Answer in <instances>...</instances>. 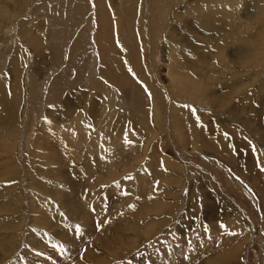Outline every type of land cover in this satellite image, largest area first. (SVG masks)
Listing matches in <instances>:
<instances>
[{
    "label": "rangeland",
    "instance_id": "obj_1",
    "mask_svg": "<svg viewBox=\"0 0 264 264\" xmlns=\"http://www.w3.org/2000/svg\"><path fill=\"white\" fill-rule=\"evenodd\" d=\"M157 1L0 0V112L4 103L12 102L13 108L9 106L8 111L12 128L4 137H10L14 144L9 154L15 174L11 180L0 177V205L20 209L16 217L0 215V244L6 242L5 236L11 242L0 245V264H99L95 259H104L102 264H206L221 244L234 245L239 238L243 240L241 251L226 264H264V202L257 196L258 188L264 200V171L261 170L264 168L263 4L259 0H244L246 3L219 0L225 6L233 5L226 17L225 12H220L221 15L217 13L210 19L215 27L225 29L221 37L233 39L220 58L229 59L225 64L230 70L225 73L222 69L208 70L212 66L213 51L205 40L215 33L193 24L191 27L187 21L195 17L182 15L181 8L187 2L197 5L201 1L173 0L172 10L165 7L160 39L151 33ZM161 1L164 5L169 2ZM255 6L258 11L254 14ZM165 9L168 10L164 12ZM243 11H249L248 17L241 14ZM176 13L179 19H170ZM247 20L254 22L248 33L242 31V23ZM180 27L192 34L189 42L195 44L200 39L207 44L199 49L200 54L196 49L187 52L182 35L176 33ZM169 31L172 40L165 44ZM247 34L257 42V48L247 41ZM213 36L216 37L212 35L210 40ZM33 42L42 54H34L30 44ZM167 44L172 46L171 50L166 51ZM120 46L132 62L130 65L149 81L151 88L118 55ZM249 47L254 49V54ZM236 48H246V55L234 52ZM201 52L204 58L198 60ZM184 57L190 58V62ZM12 60L18 63L14 75ZM176 63L181 69L187 68L193 75L192 81L202 82L200 88L207 92L199 93L200 99L172 89L167 73ZM33 64L35 71L31 70ZM228 94L233 95L227 99ZM93 101L95 114L94 106L90 107ZM62 106H68L66 109L71 115L75 112L72 118L80 116L83 123L75 124L70 119L66 123ZM151 107L156 109L151 112ZM42 108L43 116L37 120ZM173 108L181 115L179 129L170 121ZM128 111H141L143 115L147 112L149 131L145 135L140 137L136 127L125 128L121 121L119 125L114 124L118 116L123 118ZM6 115L0 127L8 129ZM123 122L126 124L125 118ZM113 126L123 134L117 141L110 139ZM220 134H224L222 142L216 140L221 138ZM102 135L108 138L103 139ZM45 145L48 151L41 148ZM152 147L158 152L154 157L149 156ZM51 154L55 156L51 158ZM109 160L117 163L114 173L123 167L124 171L117 177L103 166ZM163 160L169 161L175 171L172 175H166ZM12 185L19 200L5 206L10 200L5 199L9 195L5 197L3 188ZM166 186L169 190L164 193ZM34 199L36 208L31 203ZM72 200L78 211L72 206ZM32 205L33 210L29 209ZM72 210L79 219L70 218ZM44 216L52 228L43 227L37 221ZM191 217L194 223H190ZM5 219H13L12 226L8 225L12 230L6 233ZM107 222L112 223L108 225L114 227L112 231L119 232L133 222L135 232L121 234L123 242L114 247V256L110 257V252H103L98 246L87 256L86 247L95 237L104 241L102 224ZM221 224L225 227L221 228ZM77 225L79 234L75 230L69 233ZM146 229L151 233L144 234ZM29 234L35 238L32 243Z\"/></svg>",
    "mask_w": 264,
    "mask_h": 264
},
{
    "label": "bare ground",
    "instance_id": "obj_2",
    "mask_svg": "<svg viewBox=\"0 0 264 264\" xmlns=\"http://www.w3.org/2000/svg\"><path fill=\"white\" fill-rule=\"evenodd\" d=\"M201 2H200V4H197V5H194L193 3H191L192 4V6H188V5H191L189 2H187V4H185L184 5V7H182L181 8V11H183L182 12V15H184V16H194L195 18L193 19L192 17V19H191V21H187V23L192 27V25L191 24H193V25H195V26H197V27H199L200 29H202V30H204V31H208L209 33H215V34H211V35H209V37H211L212 35H216V37H214L213 39H211L210 40V38L208 37L207 38V40H205V41H207L208 42V44L209 45H211V47L210 46H208L209 48H212V50L211 51H213L212 53V56H211V58H213L212 59V63H211V68H209L208 70L210 71L212 68V70H217L218 71V69H222V72H227V70H230V68L228 67V64H225V63H228V61H229V59H227L226 61H224V59H220V58H222L221 56H222V52H223V50L225 49V47H228V45L233 41V39H230L229 40V38H223V37H221L220 35L225 31V29L223 28L222 29V27L220 28V26H218V28L217 27H215L213 24H212V21L213 20H211L210 21V19H214L215 17H216V14L218 13V15H221L220 14V12L222 13V14H225V17H226V15H229V13L230 12H232V7L231 6H233L232 4H228V5H230V6H225L226 5V3H222V2H220L219 0H200ZM228 1H231V0H227V2ZM234 2H238V1H240V0H233ZM260 1V3H262L263 5H262V7L261 8H264V0H259ZM172 2H174L175 3V1H173V0H169V2H168V4L167 5H164L163 3H162V1L161 0H158L157 1V4H156V6H157V11H156V13H155V15L153 16L154 17V19H153V27L151 28V33L155 36V37H157V38H162L163 37V34L161 33V29H160V25H161V20H162V18H163V16H164V14H162V11H163V9L165 8V7H169V9L170 10H172L171 9V7H172ZM241 2H243V3H246L244 0L243 1H241ZM256 2V1H255ZM189 3V4H188ZM220 4H223V5H220ZM252 4H254L253 2H252ZM112 6V5H111ZM176 6H178V5H175V7ZM260 6H261V4H260ZM259 7V6H258ZM111 8V7H110ZM244 8V10H245V6L243 7ZM255 8V10L253 11L254 12V14L258 11V9H256L257 7L255 6L254 7ZM177 9V8H176ZM252 9H253V7H252ZM168 9H165L164 10V12H166ZM260 10V9H259ZM116 12V11H115ZM225 12V13H224ZM249 12V11H248ZM248 12H246V11H243V12H241V14H243V16H245V17H248ZM172 14V13H171ZM212 14H214V16H213V18H211L210 17V15H212ZM114 15H116V14H114ZM224 16V15H223ZM116 17V16H115ZM127 18H129L130 19V17L128 16V14H127V16H126ZM170 17V19H174V18H178L179 17V14L178 13H176L175 15H174V17H171V16H169ZM179 19V18H178ZM127 20V19H126ZM217 20V19H216ZM218 21L220 22V19H218ZM228 21V20H227ZM251 20H247L245 23H242V31H244V32H246V33H248L249 32V29H253V27H254V22H250ZM223 23H225V20L223 21ZM228 25V24H227ZM230 26V25H229ZM118 26H117V31H118ZM220 28V29H219ZM106 29V28H105ZM199 29V30H200ZM230 30V29H229ZM207 32V33H208ZM104 33V32H103ZM176 33L178 34V35H182V36H180L181 37V39H182V41L186 44V45H184L188 50H187V52L189 51V50H193V51H195L194 49H196V53H198V54H200L199 52H200V48H203V46H207V44H205V42H203L202 40H200V39H197L196 40V42H195V44L197 43L198 44V46H195V44H194V42L192 43V41L191 42H189V39L191 38V36H192V34H190L188 31H187V29L186 28H184L183 27V29L180 27L177 31H176ZM204 33V32H203ZM228 33H230L231 34V30L228 32ZM186 34H189V36H187ZM208 36V35H207ZM247 37H246V39H247V41H250V42H252V45L254 46V47H256L257 48V45H255V44H257V42L256 41H254V40H250L251 39V34H247L246 35ZM166 37V36H165ZM204 37H206V36H204ZM232 37V36H231ZM244 37V36H243ZM192 38H194V36L192 37ZM162 40V39H161ZM171 32L169 31V35H167V37H166V39H165V44L166 43H168V44H170V42H171ZM191 40V39H190ZM229 40V41H228ZM180 42V43H182L183 44V42ZM35 42V41H34ZM30 43L31 45H32V50H33V52H35L34 54H36V55H40V54H42L43 52H42V50L40 49V47L37 45L36 46V44H38L37 42H35V43ZM164 42V41H163ZM189 42V43H188ZM203 42V43H202ZM164 45V48H166L167 47V49H166V51H168V50H171L172 48V43H171V45ZM205 44V45H204ZM121 45V44H120ZM171 46V47H170ZM183 45L182 46H180L179 48H181V47H184ZM121 47V46H120ZM122 49H121V52H119L118 53V55H120L121 56V58H123V60H124V62L126 63V65H127V67L129 68L130 67V69H133L132 70V73L136 76V77H138L139 79H140V81L145 85V86H147L148 88L150 87V85L148 84V82L145 80V78H144V76L142 75V74H139V71L137 70V68H135V67H133V64L132 65H130V63H132L130 60H129V58H128V55L127 54H125V52H124V48L123 47H121ZM176 50V49H175ZM181 50V49H180ZM179 50V51H180ZM186 50V49H185ZM235 51L234 52H237V51H239L240 53H244L245 55H246V51H247V49L246 48H244V49H242V48H236V49H234ZM249 50L250 51H253V54H254V49H250V47H249ZM205 51V50H204ZM210 50H209V52H211ZM186 52V51H185ZM203 52V51H202ZM201 52V53H202ZM56 53V52H55ZM103 53V52H102ZM111 53H112V51H111ZM110 53V54H111ZM191 54H192V52H190ZM189 53V54H190ZM255 53H257L256 51H255ZM186 54V53H185ZM190 54V55H191ZM197 54V55H198ZM208 54V53H207ZM54 55H56V54H54ZM167 55V54H166ZM182 55V54H181ZM204 54L202 53L200 56H198V60H202V58H204V56H203ZM167 56H170V55H167ZM231 56H233V53L231 54ZM183 57V56H182ZM108 58V57H107ZM131 58V57H130ZM170 58H171V56H170ZM185 58V57H184ZM183 58V60L185 61V59ZM193 58V57H192ZM191 58V59H192ZM187 59H188V57H187ZM187 59H186V61H187ZM190 59V58H189ZM189 59H188V61H189ZM194 59H196V57L194 58ZM193 59V60H194ZM193 60H191V61H193ZM205 60H207V61H210V58H206ZM205 60H203L204 62H206ZM15 61H17V60H15ZM15 61H13L12 60V62L14 63V65H13V63H12V66H11V73H13V75L15 74V72H16V69H17V67H18V63L16 62L15 63ZM174 62V61H173ZM190 62V61H189ZM194 62V61H193ZM196 62V61H195ZM194 62V63H195ZM184 63H186V62H184ZM199 63V62H198ZM231 63L233 64L234 63V59L233 58H231ZM177 64H179V63H176V66H175V68H173L174 66H171V68L169 69L170 71L167 73L169 76L168 77H170L169 78V80L171 81V84H173V86H171L172 87V89L174 90L175 89V92L176 93H179V92H181V91H185L186 92V95L188 96V97H190V96H192V98L193 97H196V98H199V93H206L207 92V90L205 89V88H200V85H201V83H200V81L199 82H197V80L196 81H192L193 80V78L191 77V73L190 72H188V70H187V68H180L179 67V65H177ZM189 64V63H188ZM174 65V64H173ZM190 65V64H189ZM235 65H237V64H235ZM136 66V65H135ZM183 66V65H182ZM188 66V65H187ZM34 67V64H33V66L31 67V70L32 71H35L36 69H34L33 68ZM187 70V71H186ZM211 70V71H212ZM197 71H199V70H197ZM208 71V72H209ZM188 72V73H187ZM214 72V71H213ZM225 73H223V74H225ZM33 74H35V73H31V75H33ZM216 74V73H215ZM219 74H220V72H219ZM222 74V73H221ZM193 76V75H192ZM212 76V75H211ZM222 76V75H221ZM42 77V76H41ZM219 77V76H218ZM223 77H225V76H223ZM230 78V77H229ZM225 79V78H224ZM223 79V80H224ZM4 80V79H3ZM191 80V81H190ZM2 81V80H1ZM176 81H179V83L178 84H176L175 82ZM225 81V80H224ZM240 81H244V80H240ZM204 82V81H203ZM233 83V82H232ZM1 84V83H0ZM234 84L236 85L237 84V82H235V79H234ZM229 85V84H228ZM188 87V89H186ZM202 87H204V86H202ZM232 87H233V85H232ZM151 88V87H150ZM228 89V88H227ZM261 89V88H260ZM189 90V91H188ZM228 91H229V89H228ZM231 91V90H230ZM235 91V90H234ZM263 91V90H262ZM227 93V92H226ZM249 94H250V92H248ZM263 93V92H262ZM80 94H82L81 92H80ZM208 94H210V93H208ZM246 94V93H245ZM248 94V95H249ZM102 95V94H101ZM104 95V94H103ZM228 95H230V94H228ZM233 95V94H232ZM232 95H230V96H227V99H229V97L231 98V96ZM248 95H245L246 97L248 96ZM262 95V94H261ZM79 96H81V95H79ZM91 96V95H90ZM152 96V95H151ZM42 98V97H41ZM51 98V97H50ZM100 98V97H99ZM95 99V98H94ZM104 99V98H103ZM200 99V98H199ZM198 100V99H197ZM92 101V100H91ZM67 102V101H66ZM42 103V102H41ZM57 103V102H56ZM11 104V105H10ZM82 104V103H81ZM58 105H59V103H58ZM64 105V104H63ZM80 105V104H79ZM212 105V104H211ZM3 107H4V109L2 108V111L0 112V125H1V120L3 119V117H4V114L5 113H7V115H6V121H8V129H5V128H1L0 127V133H1V139H2V141H3V143H1L0 144V162H1V164L0 165H2L1 166V170H0V177H3L4 179L6 178V180H11V177H12V175H15V174H13V172H12V169H13V164H12V162H11V160H10V154L9 153H12V150H13V148H14V144L12 145V143L10 142V137L9 138H5L4 136H5V133L6 132H8V130L9 129H11L12 128V121H10V120H8V111H9V106L10 107H12V102L10 101L9 103H4L3 105H2ZM43 106V108L45 107V103L42 105ZM50 106V108L52 107V105H49ZM55 107H56V105H54ZM94 106V114H95V112H96V109H95V107H96V102H90V107L92 108ZM213 106H215L214 104H213ZM79 107V106H78ZM224 107V106H223ZM13 108V107H12ZM43 108H42V110H40L39 112H41L40 113V115L39 116H37L36 118H37V120L38 119H40V118H38V117H42L43 115H42V111H43ZM57 108V107H56ZM62 108H64V106H62ZM66 108H68V106H65V108H64V119H65V122L67 123V121L66 120H72V123H75V124H79L80 122H81V124L83 123V120L81 121L80 119H82L80 116L79 117H77V118H72V116H73V114L75 113V112H73V114L71 115V113H69L70 111H69V109H66ZM152 108V107H151ZM155 109H156V107H154ZM45 109V108H44ZM154 109V110H155ZM176 108H173L172 109V112H173V114H172V119L170 120V121H172V122H174V123H172V124H175V126L177 127V129H179V127H180V125L178 126L177 124H179L180 123V118H181V115L179 114V111H177V113H176V110H175ZM255 109V108H254ZM52 110H54L55 112H57V110L56 109H52ZM98 110V109H97ZM153 110V108H152V110H151V112H153L154 111ZM233 110V109H232ZM36 111V110H35ZM60 111H62V110H60ZM49 112V111H48ZM91 112V111H90ZM103 112H104V110H103ZM141 111H128V113L125 115V117H121V116H118L117 117V119H116V121L117 122H115L114 124H116V125H119V123H120V121H121V125L123 126V127H125V128H129V129H131L132 130V127L133 128H135L136 127V130L138 131L137 133L138 134H141L140 135V137L141 136H143V135H145L147 132V130L149 131V129H148V123H147V115H146V113L143 115L142 113H140ZM157 112V111H156ZM239 112V111H238ZM52 113V112H51ZM92 113V112H91ZM15 114H17V113H15ZM78 114V113H77ZM149 114V113H148ZM180 116H179V115ZM234 114V113H233ZM51 116H53V115H51ZM50 116V117H51ZM112 116V115H111ZM48 117V116H47ZM73 117H75V116H73ZM125 118V122H126V124H123L124 122H123V119ZM49 120H50V118H49ZM58 120V119H57ZM144 120H146V123H143V121ZM51 121V120H50ZM53 121V120H52ZM79 121V122H78ZM201 121V120H200ZM86 122V121H85ZM54 123H56V122H54ZM201 123V122H200ZM69 124V123H68ZM205 124L203 123L202 124V126H204ZM47 127V126H46ZM153 128V127H152ZM52 129V128H51ZM119 128H117V129H115L114 128V126H113V128H112V137L110 138V139H112V141L114 140V141H117L118 139H119V137H120V139L122 138V136H123V134L122 133H120V132H118L117 130H118ZM153 130H156V129H153ZM120 131V130H119ZM146 132V133H145ZM132 133V132H131ZM145 133V134H144ZM152 134L151 135H153L155 132L154 131H152L151 132ZM224 133H226V132H224ZM102 134V133H101ZM227 134V133H226ZM62 135V134H61ZM84 135V134H83ZM221 135V138H220V136L218 137V138H216V140L218 141V142H222V140H223V136H224V134H220ZM37 136H39V135H37ZM80 136V135H79ZM78 136V138H80ZM136 136H137V134H136ZM59 137H61V136H59ZM39 138H42V137H40L39 136ZM102 138L103 139H107L108 137L107 136H104V135H102ZM34 140H36L35 138H34ZM39 140H41V139H39ZM13 141V140H12ZM42 141V140H41ZM123 141V140H122ZM46 142H47V144L46 145H49L50 144V142H48L47 140H46ZM37 143H39V142H37ZM41 143V142H40ZM115 143V142H114ZM160 142H158V143H156V145H155V147L158 149V144H159ZM37 145V144H36ZM35 145V146H36ZM44 145V144H43ZM45 145V146H46ZM78 145H81V143L80 142H78ZM41 147L42 149L44 148V150H49V148L46 146V147ZM155 147H152V150H151V153H150V155L149 156H151V157H154V156H156V155H158V152L155 150ZM2 148H3V150H4V152L2 151ZM46 148V149H45ZM41 149V150H42ZM51 149V148H50ZM58 151V150H57ZM50 152V151H49ZM34 153V152H33ZM38 153V152H37ZM55 153V152H54ZM57 153V152H56ZM39 154V153H38ZM41 154V153H40ZM47 154V153H46ZM50 154V153H49ZM52 155V154H51ZM116 157H117V155H118V153L117 154H114ZM148 155V154H147ZM55 156V154H53L52 155V157L51 158H53ZM57 156H59V155H57ZM37 156H35V158H36ZM49 157V156H48ZM12 158V157H11ZM39 158H40V156H39ZM50 158V157H49ZM90 158H91V156H90ZM121 159V158H120ZM150 159V158H149ZM34 160V159H33ZM110 161V160H109ZM122 161V160H121ZM74 162H76V161H74ZM101 162V161H100ZM100 162H98V164L100 163ZM133 162H136V161H133ZM132 162V163H133ZM34 163H36V162H34ZM106 163H107V161H106ZM162 164L165 166V168H164V171H165V173H166V175H172V172H175L172 168H171V165H170V163H169V161H166V160H163L162 161ZM36 165H37V163H36ZM108 165V166H107ZM107 165H103V166H105L106 167V169H108L109 170V172H110V174L111 175H113V177H117L119 174H121L124 170H123V167H121V168H118L117 169V173H114V171H116V165H117V163L116 164H114V161H110ZM112 165H113V167H114V170L113 171H111L112 169L111 168H113L112 167ZM122 165H124V164H122ZM150 165V164H149ZM143 167V166H142ZM43 169V168H42ZM2 171V172H1ZM50 172H51V170H50ZM29 173V172H28ZM39 173V172H38ZM6 175V176H5ZM29 175V174H28ZM30 175H31V173H30ZM5 176V177H4ZM17 176V175H16ZM16 176H14L13 178H12V180H14L15 178H16ZM32 176V175H31ZM8 177V178H7ZM26 177H28V176H26ZM30 177V176H29ZM112 177V178H113ZM32 179H33V176H32ZM5 180V181H6ZM178 180V179H177ZM3 181V180H2ZM30 182V181H29ZM79 182H80V180H79ZM32 183V182H31ZM31 183H28V184H31ZM36 183H37V181H36ZM40 183V182H39ZM38 183V184H39ZM32 184H34V183H32ZM35 185V184H34ZM92 185V184H91ZM14 185H12V186H8V187H6V188H3V189H5V191L3 192L4 193V195H5V197L6 196H8L9 195V198H5L6 200L8 199V200H10L9 202H6V203H4V205L5 206H7L9 203H10V205L9 206H12L14 203H18V200L19 199H17L18 197H16L15 196V192H14ZM35 187H37V184L35 185ZM168 186H166L165 188H164V190L161 188V190H163V192L164 193H166L168 190H169V187L167 188ZM38 188H40L39 186H38ZM37 188V189H38ZM75 188V187H74ZM75 190V189H74ZM257 190H258V197H259V199L258 200H260V202H264V200H263V197H262V195L260 194L261 193V189L259 190L258 188H257ZM76 192V191H75ZM158 192H160V191H158ZM157 192V193H158ZM161 193V192H160ZM164 193H162V194H159L160 196H162ZM11 194V195H10ZM17 195V194H16ZM155 195H158V194H155ZM0 198H1V195H0ZM169 198V197H168ZM33 199V198H32ZM87 199H88V197H87ZM164 200V199H163ZM162 199H161V201H163ZM166 200V199H165ZM33 202H31L33 205H34V207H35V205H36V201H35V199L34 200H32ZM74 201L75 200H72V206L75 208V210H77V207H76V205L74 204ZM88 201H90V198L88 199ZM5 202V201H4ZM29 202V201H28ZM164 202V201H163ZM165 202H167V201H165ZM223 202V201H222ZM162 203V202H161ZM169 203H170V199H169ZM29 204H30V202H29ZM213 204V203H212ZM215 204V203H214ZM221 204H223V203H221ZM31 205V204H30ZM33 205L29 208V209H34L33 208ZM211 205V204H210ZM29 206V205H28ZM37 207V206H36ZM35 207V208H36ZM171 207V206H170ZM12 209H8V208H4L3 206H1L0 205V215H1V217L4 215V216H6V217H8V214H14L15 215V217L19 214V213H17V212H19V210L20 209H18V206H17V208H14V207H11ZM264 208V207H263ZM38 209V208H37ZM63 209V208H62ZM31 210V211H32ZM40 210V209H39ZM38 210V211H39ZM74 210V211H75ZM80 210V209H79ZM192 210V209H191ZM30 211V212H31ZM36 211V210H35ZM64 211V210H63ZM78 211V210H77ZM35 213H37V212H35ZM39 213V212H38ZM66 213V212H65ZM72 213L73 214H75L76 215V217H73V215H72ZM17 214V215H16ZM42 214V213H41ZM68 214V213H67ZM70 214V213H69ZM68 214V215H69ZM210 214V213H209ZM45 215V214H44ZM80 215V214H79ZM212 215H216V214H212ZM20 216H21V214H20ZM78 215H77V213L76 212H73V210L71 211V214H70V218L72 217V218H74V219H76V218H78L79 219V217H77ZM13 218V219H16V218ZM19 217V216H18ZM106 217V216H105ZM20 218V217H19ZM221 218V217H220ZM219 218V219H220ZM12 219V220H13ZM106 219V218H105ZM193 219V220H192ZM6 221L5 222H3L4 223V226H7L5 229H4V233H6L8 230H12L11 229V227H8V225L9 226H12V220H10V221H8V219H5ZM37 220V219H36ZM48 218L47 217H42V219H40V220H37L38 222H40L41 223V225L44 227H47V228H52V225L50 224V222H48ZM99 220V219H98ZM115 220V219H114ZM191 221H190V223L191 222H195V220H194V217H191V219H190ZM75 221V220H74ZM79 221V220H78ZM101 221V220H100ZM100 221H99V223H100ZM103 221H105V220H103ZM102 221V222H103ZM0 222H2V221H0ZM15 222V221H14ZM37 222V223H38ZM76 222V221H75ZM98 222V221H97ZM118 222V221H117ZM230 222V221H229ZM53 223V222H52ZM109 222H107V223H105V224H102V225H104L105 227L103 228V231H101V239L102 240H104V241H100V239H99V236H97V237H95V240H94V242L91 244L90 243V241L91 240H88L89 241V243H90V245L88 246V247H86V249H87V252H86V254H87V256H89V251L91 250V249H93V248H98V247H101L102 248V250H103V252H110V257H112V256H114L113 255V253H115V251L113 250L114 249V247H116L120 242H123L122 241V237H121V234H123V232H126L128 235H132V234H134V232H135V229H134V227L135 226H133V222H129V224L128 225H126V227H125V231H118V229H114V231H112V229L114 228H110V226H108V225H111V224H108ZM192 223V224H193ZM207 223V222H206ZM82 224H83V222H82ZM118 224V223H117ZM151 224V223H150ZM153 224H154V221H153ZM17 225H19V224H17ZM33 225H35V224H33ZM84 225V224H83ZM86 225V224H85ZM101 225V226H102ZM119 225V224H118ZM121 225V224H120ZM237 225H239V224H237ZM37 226V225H36ZM193 226V225H192ZM35 227V226H34ZM33 227V228H34ZM191 227V226H190ZM14 228V227H13ZM36 228V227H35ZM100 228V227H99ZM98 228V229H99ZM102 228V227H101ZM100 228V229H101ZM110 228V229H109ZM156 228V227H155ZM180 228V227H179ZM89 229V228H88ZM88 229H87V231H85V232H88ZM98 229H97V231H98ZM99 229V230H100ZM67 231H69V229L67 228L66 229ZM70 230H72V231H70L69 233H72L73 234V232H74V230L76 231V228L75 229H71L70 228ZM92 230V229H91ZM150 230L152 231V227L150 228ZM150 230H144L145 232H144V234H146V235H148V234H150L151 232H150ZM64 231H65V229H64ZM64 231L62 232V233H64ZM12 232V231H11ZM85 232H83V234H85ZM58 233V232H57ZM90 233V232H89ZM94 233V232H93ZM30 234H31V232H30ZM29 234V235H30ZM79 234V233H78ZM92 234V233H91ZM59 235V234H58ZM68 235V234H67ZM97 235V234H96ZM99 235V234H98ZM145 235V236H146ZM69 236V235H68ZM75 236H76V234H75ZM74 236V237H75ZM15 238V237H14ZM32 238L35 240V238L33 237V235H30L29 236V242L31 241V243L32 242H34L33 240H32ZM80 238V236L79 235H77V239H79ZM92 238H94V237H92ZM91 238V239H92ZM234 239H236V237H233ZM233 238L231 239L232 241H233ZM0 239H1V237H0ZM11 239V238H10ZM81 239V238H80ZM6 241L5 243H3V244H0V245H3V246H7L8 245V243H11L7 238H6V236H5V238H3V241ZM28 240V239H27ZM37 240V239H36ZM82 240V239H81ZM78 241V240H77ZM87 241V242H88ZM237 242H235V243H237V245L234 243V245L233 244H231V243H226L224 246L221 244L220 245V249L215 253H213L212 255H210L209 256V261L206 263V264H226V262L227 263H229L230 262V260H234V259H236L237 258V255L240 253V251H241V247L240 246H243V240H241L240 238L239 239H237L236 240ZM84 242V241H83ZM96 242H98L99 244H95ZM14 244V243H13ZM34 244V243H33ZM81 244V243H80ZM80 244H79V246H80ZM85 244V243H84ZM82 245V244H81ZM232 245V246H231ZM10 246H12V245H10ZM82 246H84V245H82ZM98 246V247H97ZM5 248V247H4ZM6 249V248H5ZM130 250V249H129ZM210 250V249H209ZM93 251V250H92ZM114 251V252H113ZM127 251V250H126ZM216 251V250H215ZM4 252V251H3ZM81 252V251H80ZM93 252H95V250L93 251ZM96 253V252H95ZM125 253V252H124ZM123 254V253H122ZM91 255V254H90ZM96 255H98L99 257H101V254L100 253H96ZM96 255H94V257H96ZM103 255H105L104 253H103ZM86 256V257H87ZM1 258L0 259H2V256H0ZM91 257V256H90ZM116 258V257H115ZM207 259V258H206ZM99 264H102L104 261V259L102 260H98V259H95ZM60 261V260H59ZM93 263V262H92ZM97 264V263H96Z\"/></svg>",
    "mask_w": 264,
    "mask_h": 264
},
{
    "label": "snow or ice",
    "instance_id": "obj_3",
    "mask_svg": "<svg viewBox=\"0 0 264 264\" xmlns=\"http://www.w3.org/2000/svg\"><path fill=\"white\" fill-rule=\"evenodd\" d=\"M193 114H195V110H193ZM197 123H199V121H197ZM127 143H129V141L126 139L125 140V144H127ZM257 166L260 167V165H257ZM161 167H162V165H161ZM261 170L264 171V168H261ZM128 178L130 179L131 177L129 176ZM129 207H131V205H129ZM220 227L223 228V227H225V225L224 224H221ZM76 232L77 233L80 232V226L79 225L76 226Z\"/></svg>",
    "mask_w": 264,
    "mask_h": 264
}]
</instances>
